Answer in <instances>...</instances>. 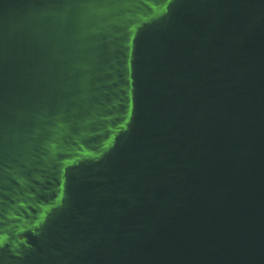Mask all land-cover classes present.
Wrapping results in <instances>:
<instances>
[{
	"label": "water",
	"instance_id": "95a60500",
	"mask_svg": "<svg viewBox=\"0 0 264 264\" xmlns=\"http://www.w3.org/2000/svg\"><path fill=\"white\" fill-rule=\"evenodd\" d=\"M0 264H264V0H0Z\"/></svg>",
	"mask_w": 264,
	"mask_h": 264
}]
</instances>
